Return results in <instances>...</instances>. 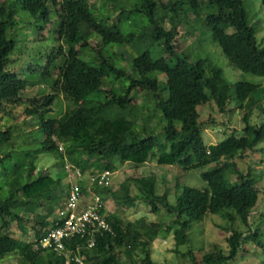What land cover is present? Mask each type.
Masks as SVG:
<instances>
[{
	"label": "trees",
	"instance_id": "trees-1",
	"mask_svg": "<svg viewBox=\"0 0 264 264\" xmlns=\"http://www.w3.org/2000/svg\"><path fill=\"white\" fill-rule=\"evenodd\" d=\"M19 7L42 28L56 15L55 33L63 41L47 56L43 71L30 67V77L9 68L18 42L9 30H14ZM97 7L91 0L0 4V262L15 253L21 264H65L64 254L40 246L42 237L56 226L70 188L59 174L38 169L45 152L62 157L64 169L69 161L83 175L151 161L178 169L179 194L174 203L168 191L157 193L155 175L130 176L117 190L93 186L103 195L101 210L114 234L97 233L93 247L88 246V235L65 240L67 249L80 253L85 264H162L152 255L157 238L172 236L179 254L180 247L190 242L193 225L208 214L232 223L226 227L228 253L217 247L201 249L200 255L189 250L192 264H230L251 242L264 254V185L260 187L264 170L256 171L252 165L257 159L252 158L249 170L240 171L235 159L254 153L264 161V95H258L262 84L244 80L231 84L209 58L193 60L176 48L179 23L188 24L189 13L195 12L201 23L189 24L191 34L193 26L198 29L202 24L233 66L264 77V43L257 37L246 0H140L137 10L144 11L148 24L139 35H125L119 26L106 23L95 13ZM205 9L210 11L203 17ZM95 36L101 40L99 49L91 46ZM197 39L198 45L201 36ZM137 40L160 45L168 55L155 58L149 49L143 50L131 60L132 71L111 60L108 47ZM44 76L49 88L36 92L40 97L28 96L29 88L45 84ZM61 93L72 106L61 117L48 118ZM22 111L34 120L35 129L27 131L26 120L23 125L12 123ZM234 111L242 113V128L230 133L229 127L223 128L221 141L207 143L206 126L218 123L219 114ZM257 111L260 117L253 121ZM207 165H212L202 172L207 187H191L180 180L181 173ZM235 173L238 178L232 181L229 175ZM80 187L91 198L83 179ZM133 188L137 193H132ZM109 198L127 208L144 202L154 213L162 205L173 221L166 228L163 218L125 221L107 211ZM14 224L22 237L14 236Z\"/></svg>",
	"mask_w": 264,
	"mask_h": 264
},
{
	"label": "rangeland",
	"instance_id": "rangeland-1",
	"mask_svg": "<svg viewBox=\"0 0 264 264\" xmlns=\"http://www.w3.org/2000/svg\"><path fill=\"white\" fill-rule=\"evenodd\" d=\"M4 0H0V4ZM140 0H91V2L98 5L95 9V13L99 18L104 19L108 24H115L119 26L123 34L127 35L129 33H135L139 35L142 33L144 26L148 24L147 18L144 16V11L137 10ZM10 3H16L18 0H9ZM246 8L249 12L250 19L252 24L257 28V37L259 41L261 39L264 43V6L262 0H246ZM210 10L205 9L202 11L203 17H206ZM16 24L14 25V30H9L10 36H15L17 39V46L13 53L11 54L12 63L10 69L16 70L27 77H30L28 70L30 67L36 66L40 70H44V66L47 64V56L52 51H57L60 47L63 46V41L57 38L55 33L56 26V15L52 14L50 23H48L45 28L38 26L35 22L34 17L25 10H22L20 7L16 11L15 15ZM188 24L183 22L179 23V44L176 46L177 50L184 51L187 55H191L193 60L198 58H209L213 64L219 66L223 72L226 79L234 84L238 81L244 80L252 82L255 84H262L260 89L259 96L264 95V77L254 75L249 72L242 71L235 66H233L227 56L224 54L221 47L212 40L211 34L201 26L198 25V29L193 30L191 34V23H201L195 12H190L188 16ZM164 26L169 28L171 24L166 21ZM16 35H15V34ZM14 34V35H13ZM201 36V42L197 45V38ZM260 41V42H261ZM196 47L192 48L193 46ZM91 46L94 49L101 48V40L95 36L91 40ZM149 49L152 52L153 57L158 58L160 56H167L165 50L160 45L150 46L142 41H135V43H129L123 46H114L108 47V55H110L111 60H113L119 66H125L129 71H132L131 60L133 57L137 56L139 52ZM106 52V51H105ZM104 52V54H106ZM184 53V54H185ZM42 54L43 60L38 58V55ZM36 56V57H35ZM41 61L37 66L36 63ZM57 70L53 72V75H57ZM113 78L112 76L108 79ZM43 82L44 85L29 88L27 90V95L32 96L36 95L38 97L40 94L36 92H41L42 89L49 88L48 77L44 76ZM161 80H165L164 76H160ZM111 85H106V88H110ZM142 96H139L141 100ZM72 106V102L65 97L64 94H59L58 98L52 105V111L47 116L48 118H59L61 117L69 108ZM207 117V115H205ZM260 117L259 112L257 111L253 116V121L258 120ZM26 120L29 123V127L26 126V130L35 129L36 125L34 120L22 111L17 115V118L12 121V123H17L23 125V122ZM5 120L2 121V123ZM216 124L211 127L206 126L204 138L207 143H218L221 141L225 134L222 129L229 127V133L233 129L240 130L243 126L242 113L239 111H234L229 114H219L217 116ZM36 133V131L34 132ZM39 137V136H37ZM18 143V142H17ZM61 151H64V145H61ZM258 154L247 153L245 157H236L237 167L240 171L247 172L250 168L252 158L257 160L252 165L256 171L264 170V161L257 158ZM68 162V166L71 170L64 169V159L60 156H57L50 152H45L40 155L38 161V169L42 168L45 170H50L55 175L59 174L63 179L64 183L69 182V179H72V168L71 164ZM212 168V165H207L200 168L190 169L180 174V180L182 183L189 185L191 187L203 189L207 187L206 181L202 177V172ZM178 169L171 166H161L155 162H146L140 166H134L133 163L121 164L114 172L112 176V183L110 187L114 190H117L120 184L130 176H144V175H155L157 178V193L163 194L168 191V198L171 203L176 201V198L179 194L177 191L176 184V174ZM86 176L84 184L88 185L89 178ZM230 179L232 181L237 180V174H230ZM73 178L72 180H74ZM260 187L263 188L264 180H262ZM71 183V182H69ZM93 190V189H92ZM132 193H137V190L133 188ZM263 199V194H260V200ZM86 201V200H84ZM262 203V202H261ZM107 211L119 215L125 221L127 220H136L141 217H146V219L151 221H159L163 218L165 222V228L173 221V217L170 214L166 213L165 207L160 205V211L157 213L152 212L151 207L144 203L138 201L136 207L127 208L125 205H122L121 202L117 203L113 199L109 198L106 201ZM40 209L39 211H41ZM230 223L227 219L219 214H208L203 221L197 222L191 228L190 242L180 247L181 253H176L174 251V240L172 236L165 238L160 236L157 238L153 245L152 255L154 259L162 264H192L191 256L188 255V251L192 250L194 253L197 252L198 255L201 254V249L203 251H209L214 247L218 249H223L225 253H228V245L226 242V237L229 235L226 227L230 226ZM240 223H234V226L237 225V228L240 227ZM257 226V224H256ZM14 236L22 237L21 230L14 224L13 227ZM163 238V239H162ZM184 253V254H183ZM264 260V254L254 243H249L245 247V250L238 254L235 260L231 261L230 264H259L260 261ZM0 264H21V259L18 254L8 255Z\"/></svg>",
	"mask_w": 264,
	"mask_h": 264
},
{
	"label": "built area",
	"instance_id": "built-area-1",
	"mask_svg": "<svg viewBox=\"0 0 264 264\" xmlns=\"http://www.w3.org/2000/svg\"><path fill=\"white\" fill-rule=\"evenodd\" d=\"M71 168L73 170L72 179H75H69L71 183L64 208L58 213L56 226L42 237L40 246L43 249H53L59 254H64L65 264H85L80 253L67 249L65 240L88 235V246L93 247L97 233L114 234L113 227L107 220V214L101 210L103 195L101 192L92 190L96 184L101 187L110 186L113 172L96 170L88 174L90 183L87 188L91 192V198H88L83 195L80 187L79 179L83 177L81 171L72 166ZM67 169L71 170L68 165Z\"/></svg>",
	"mask_w": 264,
	"mask_h": 264
},
{
	"label": "clouds",
	"instance_id": "clouds-1",
	"mask_svg": "<svg viewBox=\"0 0 264 264\" xmlns=\"http://www.w3.org/2000/svg\"><path fill=\"white\" fill-rule=\"evenodd\" d=\"M62 149V148H61ZM71 164V163H70ZM67 165H68V163H67ZM70 166H72V167H75L74 165H70ZM76 168V167H75ZM66 169H67V167H66ZM78 169V168H77ZM68 170V169H67ZM96 170H93V171H89L88 173H86L85 175H83V177L82 178H80V179H84V180H87V179H85L86 178V176H88V174H90V173H92V172H95ZM99 171V170H98ZM111 171V170H110ZM68 172H69V170H68ZM113 172V171H112ZM88 178V177H87ZM80 179H79V183H80ZM85 187H88V185H86L85 184ZM88 189V188H87Z\"/></svg>",
	"mask_w": 264,
	"mask_h": 264
}]
</instances>
